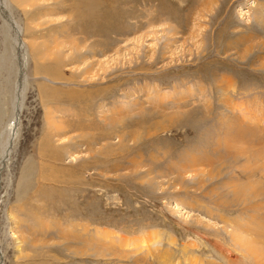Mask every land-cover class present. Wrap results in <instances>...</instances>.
<instances>
[{"label":"rangeland","instance_id":"obj_1","mask_svg":"<svg viewBox=\"0 0 264 264\" xmlns=\"http://www.w3.org/2000/svg\"><path fill=\"white\" fill-rule=\"evenodd\" d=\"M9 2L30 83L3 264H259L264 0Z\"/></svg>","mask_w":264,"mask_h":264},{"label":"bare ground","instance_id":"obj_2","mask_svg":"<svg viewBox=\"0 0 264 264\" xmlns=\"http://www.w3.org/2000/svg\"><path fill=\"white\" fill-rule=\"evenodd\" d=\"M9 1L0 0V16L3 19L0 37V176L3 170L2 166L9 162L14 145L19 140V130L22 123L21 113L30 83L28 77L29 48L22 37L23 29L13 16ZM20 32L22 43L19 39ZM4 88H7V91ZM1 181L2 177L0 178V187ZM237 237L240 239V236ZM246 240L249 242L248 238ZM247 242L245 244H250ZM1 251L0 264H3L4 255L2 249ZM247 252L260 262L259 264L264 263V252L259 247L251 244L247 248ZM215 263L217 264V262Z\"/></svg>","mask_w":264,"mask_h":264},{"label":"water","instance_id":"obj_3","mask_svg":"<svg viewBox=\"0 0 264 264\" xmlns=\"http://www.w3.org/2000/svg\"><path fill=\"white\" fill-rule=\"evenodd\" d=\"M19 39H20V41H21V43H22V37H21V32H20V35H19ZM1 245H0V255L2 254V251H1ZM3 260H4V257H3Z\"/></svg>","mask_w":264,"mask_h":264}]
</instances>
